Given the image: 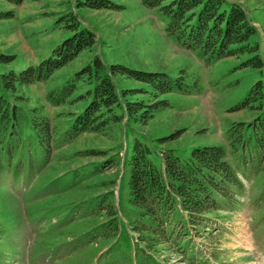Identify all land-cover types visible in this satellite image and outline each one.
I'll return each mask as SVG.
<instances>
[{
  "label": "trees",
  "instance_id": "trees-1",
  "mask_svg": "<svg viewBox=\"0 0 264 264\" xmlns=\"http://www.w3.org/2000/svg\"><path fill=\"white\" fill-rule=\"evenodd\" d=\"M25 0H0L19 6ZM149 10H157L166 21L165 34L183 48L195 52L206 62L253 55L243 65L261 71L240 107L245 119L232 122L226 131L227 145H199L181 156L171 147L160 152V163L151 160V150L138 138L122 163L119 201L132 241V256H126L117 243L120 235L118 208L115 203V181L93 182L94 173L74 172L64 186L63 204L67 221L55 229L47 242L68 246L53 264H100L108 257L116 264H171V255L184 264H193L190 248L194 237L209 239L219 231L218 223L240 212L246 199L254 215L264 219V64L257 54L258 46L250 43L256 29L242 7L225 0H137ZM78 8L113 10L121 7L109 0H74ZM0 12V19L12 18ZM72 34L54 48L49 57L35 66L15 72L0 73V176L11 174L31 180L41 167L50 163L60 149L62 137L69 143L81 134H103L120 123L124 116L146 126L157 114L170 108L168 95L197 96L202 87L196 74L187 69L176 76L164 72H145L122 65L106 66L98 58L68 79L61 88L47 94L53 106L84 102L73 115L69 127L57 132L45 115L42 105L19 107L25 101L22 90L48 81L55 72L75 60L94 45V35L79 28L71 17ZM14 59L0 55V64ZM131 81L141 89L116 92L115 79ZM86 85L84 93L78 92ZM130 95H144L138 101H121ZM120 111V113H118ZM171 138L160 141L170 143ZM82 154V153H81ZM83 154L99 156L102 151ZM105 161L108 167L118 164V157ZM103 165V164H102ZM94 171H99L98 167ZM253 197L249 196V194ZM59 216V215H58ZM8 226L0 219V260L7 252L3 232ZM113 254H116L113 256Z\"/></svg>",
  "mask_w": 264,
  "mask_h": 264
},
{
  "label": "rangeland",
  "instance_id": "rangeland-1",
  "mask_svg": "<svg viewBox=\"0 0 264 264\" xmlns=\"http://www.w3.org/2000/svg\"><path fill=\"white\" fill-rule=\"evenodd\" d=\"M121 7L113 10L78 8L74 0H25L19 6L0 2V12H10L12 18L0 19V55L11 56L13 61L0 64V73L8 70L19 72L35 66L50 56L52 50L71 36L68 28L71 17L79 28L94 35V45L64 66L44 83H37L22 90L24 102L19 107L42 105L45 115L60 134L85 106H53L47 100L52 89L61 88L76 72L98 58L106 66L122 65L147 72H164L176 76L187 69L196 74L201 83L197 96L168 95L170 108L157 114L146 126L123 120L103 134H81L66 143L57 141L60 149L51 161L43 165L31 180L16 182L11 174L0 176V219L8 226L3 232L7 249L0 264H53L68 246H54L47 240L56 234L55 229L67 221L63 204L64 186L71 182L74 172L94 173L93 182L115 181V203L118 208L120 235L117 243L126 256H132V241L127 221L120 209L119 185L122 163L130 153L134 138L145 142L151 150V160L159 164L160 152L171 147L181 156L187 155L197 142L199 145H227L226 131L232 122L245 119V112H232L241 106L250 87L261 79V71L243 65L253 55L225 58L206 62L195 52L181 47L174 38L165 34L166 21L157 10H149L137 0H109ZM242 7L256 34L250 43L258 46L257 54L264 64V0H225ZM264 70V67L263 69ZM116 92L141 89L140 84L115 80ZM86 85L78 92L84 93ZM138 101L144 95H130L121 101ZM120 113V111H118ZM171 138L170 143L160 141ZM88 151L105 152L101 157L83 154ZM82 153V154H81ZM118 157L113 168L105 161ZM103 164V165H102ZM98 167L99 171H94ZM253 197V195L249 194ZM240 212L218 223L219 231H212L209 239L195 238L190 248L193 264H264V219L254 215L250 203ZM59 215V216H58ZM116 254H113L115 256ZM171 264H184L181 258L171 255ZM108 257L106 261L111 262ZM121 258L116 264H126Z\"/></svg>",
  "mask_w": 264,
  "mask_h": 264
}]
</instances>
